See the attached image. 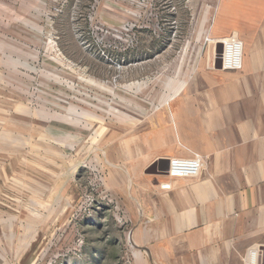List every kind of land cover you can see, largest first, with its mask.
<instances>
[{
	"label": "rangeland",
	"instance_id": "1",
	"mask_svg": "<svg viewBox=\"0 0 264 264\" xmlns=\"http://www.w3.org/2000/svg\"><path fill=\"white\" fill-rule=\"evenodd\" d=\"M262 21L264 0H0V264H144L151 141Z\"/></svg>",
	"mask_w": 264,
	"mask_h": 264
},
{
	"label": "crops",
	"instance_id": "2",
	"mask_svg": "<svg viewBox=\"0 0 264 264\" xmlns=\"http://www.w3.org/2000/svg\"><path fill=\"white\" fill-rule=\"evenodd\" d=\"M237 40L240 69L224 74L223 88L203 91L202 100L194 92L179 107L181 118L191 121L187 133L181 122L176 140L166 128L159 142L151 141L156 155L144 160V172L157 159L192 152L203 155L206 166L198 176L173 179L169 190L159 187L168 180L164 175L145 179L133 198L150 214L138 241L143 252H133L137 262L244 264L247 251L264 243V21ZM220 103L223 118L212 107Z\"/></svg>",
	"mask_w": 264,
	"mask_h": 264
},
{
	"label": "built area",
	"instance_id": "3",
	"mask_svg": "<svg viewBox=\"0 0 264 264\" xmlns=\"http://www.w3.org/2000/svg\"><path fill=\"white\" fill-rule=\"evenodd\" d=\"M227 68L235 69L237 67ZM168 160V169L166 174H163L168 180L159 184V187L163 190L171 189L173 179L198 176L204 165L202 156L197 153H192L190 157H171ZM256 262L250 263L248 260L247 264H256Z\"/></svg>",
	"mask_w": 264,
	"mask_h": 264
},
{
	"label": "bare ground",
	"instance_id": "4",
	"mask_svg": "<svg viewBox=\"0 0 264 264\" xmlns=\"http://www.w3.org/2000/svg\"><path fill=\"white\" fill-rule=\"evenodd\" d=\"M217 41L223 42V47H222L223 52L220 54V57L222 58L223 61V65L225 67H237L235 69H239L241 67V55H242L241 43L237 40L235 36L227 38L225 41L223 40H217ZM217 46L220 47L221 50L222 44L219 43V45ZM251 254H252L251 263L253 262L255 263L258 258L257 250H253Z\"/></svg>",
	"mask_w": 264,
	"mask_h": 264
},
{
	"label": "water",
	"instance_id": "5",
	"mask_svg": "<svg viewBox=\"0 0 264 264\" xmlns=\"http://www.w3.org/2000/svg\"><path fill=\"white\" fill-rule=\"evenodd\" d=\"M220 50V49H219ZM218 64L220 65V61H218ZM169 160L166 158H160L155 161H153L145 170V173L151 174H166V171L168 169Z\"/></svg>",
	"mask_w": 264,
	"mask_h": 264
}]
</instances>
